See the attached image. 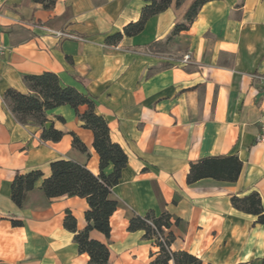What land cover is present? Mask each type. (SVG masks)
Instances as JSON below:
<instances>
[{
  "label": "crops",
  "instance_id": "0c3cea01",
  "mask_svg": "<svg viewBox=\"0 0 264 264\" xmlns=\"http://www.w3.org/2000/svg\"><path fill=\"white\" fill-rule=\"evenodd\" d=\"M53 1L49 7L50 0H0V264H93L64 227L68 211L78 231L87 227V200L49 199L41 189L58 159L100 173L93 131L62 105L47 111L46 127L64 135L44 141L41 128L20 123L4 100L9 89L30 93L24 78L45 72L97 98L111 140L128 156L110 195L118 202L110 237L90 233L108 246L107 264H150L159 255L155 239L129 230L134 215L149 212L170 216L163 230L175 237L172 252L193 254L202 264H264V225L232 203L234 196L258 193L264 209V142L257 141L264 115V0L209 1L189 30L169 40L193 2L173 0L141 33L116 43L108 39L137 22L150 1ZM72 133L89 153L74 147ZM221 157L243 163L236 182L188 183L192 164ZM35 170L43 178L18 207L12 183ZM112 171L113 165L105 172Z\"/></svg>",
  "mask_w": 264,
  "mask_h": 264
},
{
  "label": "trees",
  "instance_id": "16d2710c",
  "mask_svg": "<svg viewBox=\"0 0 264 264\" xmlns=\"http://www.w3.org/2000/svg\"><path fill=\"white\" fill-rule=\"evenodd\" d=\"M46 2L47 0H38ZM150 4L142 10L140 19L129 24L123 34L119 33L108 39L109 43L120 41L123 36H135L143 31L147 21L167 10L173 0H146ZM184 0H177L180 5ZM212 0H193L183 20L177 23L168 36L176 38L182 31L189 30L202 7ZM54 4L50 0L49 7ZM25 83L30 93L23 94L15 89H9L4 94V100L16 119L24 125H35L41 128V138L44 141L58 142L63 137V132L55 129L53 125L46 127L48 122L47 111L62 105H70L75 109L83 127L94 133L93 147L100 156V173L95 175L85 165L70 159H58L51 163V175L42 181L41 189L49 199L68 196L85 198L89 204L86 212L87 227L77 230V221L71 212H67L64 227L75 233L74 241L81 253L90 256L93 264H107L110 250L107 245L90 237L92 231L103 233L110 237V217L116 211L118 202L110 198L112 189L119 184L122 171L128 163V156L124 149L111 140L110 128L107 119L97 112V98L87 91L65 86L58 75L45 72L42 75L26 76ZM86 105L84 113L79 112V107ZM59 119L64 121L63 118ZM73 145L83 153H89L87 146L74 134ZM113 165V171H105ZM243 163L237 157L209 158L192 164L188 183L193 184L201 179L212 178L219 181L236 182L241 174ZM43 178L40 170L26 174H17L11 187L12 201L21 207L28 191L34 189ZM233 206L245 213L258 216L257 223L264 225V209L258 193L249 196L232 198ZM170 216L163 214L156 217L149 212L145 216L134 215L130 221L129 230H144L145 237L153 238L160 248L159 255L150 264H202L195 255L187 252H172L170 247L175 237L173 234L165 236L164 226H168ZM16 223V222H15ZM17 224V223H16Z\"/></svg>",
  "mask_w": 264,
  "mask_h": 264
},
{
  "label": "built area",
  "instance_id": "2783aa9c",
  "mask_svg": "<svg viewBox=\"0 0 264 264\" xmlns=\"http://www.w3.org/2000/svg\"><path fill=\"white\" fill-rule=\"evenodd\" d=\"M52 33L57 36L58 38H69V39H77V37H75L74 35H71L69 33H65V32H59V31H52ZM5 53V47L3 45V43L0 41V58L1 56H3ZM185 62L189 60V56H185L184 58ZM257 141L259 143L264 142V115L262 116L261 119V131L260 134L257 138Z\"/></svg>",
  "mask_w": 264,
  "mask_h": 264
}]
</instances>
